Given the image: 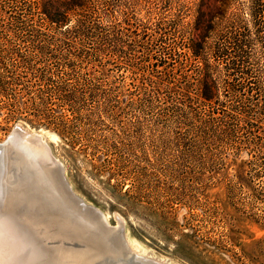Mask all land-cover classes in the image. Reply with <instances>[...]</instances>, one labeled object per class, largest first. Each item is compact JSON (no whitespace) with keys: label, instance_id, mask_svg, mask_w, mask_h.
Returning <instances> with one entry per match:
<instances>
[{"label":"trees","instance_id":"obj_1","mask_svg":"<svg viewBox=\"0 0 264 264\" xmlns=\"http://www.w3.org/2000/svg\"><path fill=\"white\" fill-rule=\"evenodd\" d=\"M23 20V63L0 74L11 125L43 126L45 97L63 139L134 110L193 161L264 166V0H26Z\"/></svg>","mask_w":264,"mask_h":264},{"label":"rangeland","instance_id":"obj_2","mask_svg":"<svg viewBox=\"0 0 264 264\" xmlns=\"http://www.w3.org/2000/svg\"><path fill=\"white\" fill-rule=\"evenodd\" d=\"M25 2L0 0L2 82H8L12 66L23 63ZM12 47L21 59L12 56ZM45 98L43 126L18 123L41 135L73 192L100 210L107 226H122L133 255L166 264H264V166L193 161L172 143L176 137L170 129L134 110L84 120L63 139L51 124L53 101ZM7 109L6 90L0 93V142L17 124L8 121ZM238 169L244 180L237 178Z\"/></svg>","mask_w":264,"mask_h":264},{"label":"water","instance_id":"obj_3","mask_svg":"<svg viewBox=\"0 0 264 264\" xmlns=\"http://www.w3.org/2000/svg\"><path fill=\"white\" fill-rule=\"evenodd\" d=\"M27 135V129L17 123L0 142V264H113L116 261L166 264L145 256L136 260L125 245L122 226L109 227L105 220H102L104 226H100L108 232L107 241L121 249L114 253L105 249L107 252L103 254L104 245L100 244L102 254L92 257L88 248L97 241L91 234L97 233L95 224L85 223L72 210L85 213L90 206L79 202L84 200L73 192L62 163L48 145L39 151L32 150L24 142ZM26 165L43 168L54 165L50 181L46 176L43 181L34 179L30 186L28 182L32 178L25 174ZM61 196L74 207L64 201L54 204Z\"/></svg>","mask_w":264,"mask_h":264},{"label":"bare ground","instance_id":"obj_4","mask_svg":"<svg viewBox=\"0 0 264 264\" xmlns=\"http://www.w3.org/2000/svg\"><path fill=\"white\" fill-rule=\"evenodd\" d=\"M44 133V132H43ZM28 134L29 135H27V136H25L23 139H24V142L29 146V148H31L32 150H36V151H39V149H44L45 148V146H47V143L45 142V140L41 137V135H39V133L38 132H28ZM47 135V134H46ZM45 136V135H44ZM2 160H4V162H5V159H1V161ZM61 163V162H60ZM28 165V164H27ZM26 165V170H25V174L27 173V174H30L31 175V180H30V178H29V182H28V184L31 186V182L35 179V180H38V179H41L42 181H43V179L42 178H44V177H46V176H48L49 178H48V181H50L49 179H50V176H51V172H53L54 171V165L52 166H49V167H37V166H33V167H29V166H27ZM10 166H11V164H10ZM23 172H24V169L22 170ZM39 171H40V173H39ZM28 189V188H27ZM59 201H64V202H68V206L70 205V207L71 206H73V205H71V203L69 202V199H67V198H64L63 196H61V198H59V199H57V200H54V204L56 203V202H59ZM79 202H81V203H84V201H82V200H80ZM84 204H86V203H84ZM86 205H88V204H86ZM88 206H90V205H88ZM74 207V206H73ZM73 210V212H74V214L76 215V217L77 218H81V217H83V221L86 223V222H94V224H95V230H96V232L97 233H91V234H93V236L95 237V238H97V241H96V243L95 244H93L90 248H88V251L90 252V255L93 257V256H100L101 254H102V250H101V245L100 244H103L104 245V252H103V254L105 253V252H107V250L109 251L110 249H112V250H110V252H117L116 250H120L121 248H120V246L117 244V246H119V247H115V246H111L110 245V243L107 241V237H108V232L107 231H105L101 226H100V224H102L103 226H104V220H105V218H104V214H102L101 213V211L100 210H98V209H96L95 207H93V206H90V208H88L87 210L88 211H86L85 213H78V212H76V210L75 209H72ZM85 217H87V218H90V220L89 219H87V218H85ZM104 222H103V221ZM119 226V225H118ZM105 228V227H104ZM115 228V227H114ZM130 246V245H129ZM128 246V247H129ZM105 249H107V250H105ZM135 249H137V246L135 247ZM137 251V250H136ZM139 251V250H138ZM132 254V253H131ZM138 254V253H137ZM135 255L134 256V258H136V260L137 259H140L141 257L139 256V255ZM153 259V258H152ZM92 259L90 258V261H91ZM135 260V259H134ZM143 262H144V259H143ZM164 262V261H163ZM99 264H103L102 262H98ZM119 264L118 263V261H116V262H114L113 264ZM144 264V263H143ZM145 264H151V263H145ZM161 264V263H160Z\"/></svg>","mask_w":264,"mask_h":264}]
</instances>
